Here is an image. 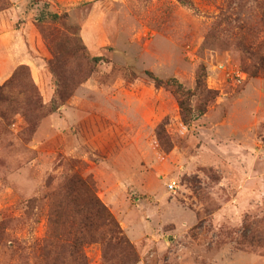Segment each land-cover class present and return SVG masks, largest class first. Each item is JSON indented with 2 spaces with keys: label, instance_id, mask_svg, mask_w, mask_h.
<instances>
[{
  "label": "rangeland",
  "instance_id": "1",
  "mask_svg": "<svg viewBox=\"0 0 264 264\" xmlns=\"http://www.w3.org/2000/svg\"><path fill=\"white\" fill-rule=\"evenodd\" d=\"M74 174L129 244L88 264H264V0H0V264Z\"/></svg>",
  "mask_w": 264,
  "mask_h": 264
},
{
  "label": "trees",
  "instance_id": "2",
  "mask_svg": "<svg viewBox=\"0 0 264 264\" xmlns=\"http://www.w3.org/2000/svg\"><path fill=\"white\" fill-rule=\"evenodd\" d=\"M57 17L58 15H55V18ZM148 74L158 86L164 84L151 72ZM170 82L166 84L176 87V91L181 96L179 106L187 121V117L191 116V108L188 104L189 92H186L182 84L176 80ZM57 197L59 200L52 213L54 218H50L49 222L53 225H61L63 219V225H66L67 229L60 235L55 231L57 228L50 230L42 246L43 264H88L83 246L94 234L92 230L95 226L99 231V240L104 241L107 248L111 247L112 243L118 242L129 248V244L120 236L121 232L112 212L96 197L93 182L79 174L66 177L59 185L54 199L56 200ZM61 241L65 243L61 244Z\"/></svg>",
  "mask_w": 264,
  "mask_h": 264
},
{
  "label": "built area",
  "instance_id": "3",
  "mask_svg": "<svg viewBox=\"0 0 264 264\" xmlns=\"http://www.w3.org/2000/svg\"><path fill=\"white\" fill-rule=\"evenodd\" d=\"M179 187V185L176 183V181H171L168 184V188L170 191H176V189Z\"/></svg>",
  "mask_w": 264,
  "mask_h": 264
}]
</instances>
